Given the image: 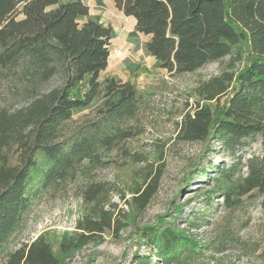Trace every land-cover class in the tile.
Instances as JSON below:
<instances>
[{
  "label": "trees",
  "instance_id": "16d2710c",
  "mask_svg": "<svg viewBox=\"0 0 264 264\" xmlns=\"http://www.w3.org/2000/svg\"><path fill=\"white\" fill-rule=\"evenodd\" d=\"M112 2L134 18L135 31L148 37L146 51L163 70L191 72L234 53L242 60L239 69H224L198 84L199 100L177 122L178 137L218 142L231 157L228 164L210 167L215 176L206 204L221 197L235 209L257 198L264 207V0ZM111 32V26L90 16L83 0H0V80L15 75L27 94L24 105L0 108V264H65L104 229H119V217L103 208L109 190L93 175L121 149L124 157L140 160L123 147L142 133L137 116L145 101L126 83L100 79ZM51 80L57 83L49 85ZM103 85L105 99L97 115L66 128L72 112L87 107ZM222 98L220 108L209 104ZM256 137L260 152L244 158ZM153 173L146 171L144 185L133 191L139 209L157 190L159 172ZM77 176L85 180L80 196L92 206L75 230L55 243L41 234L9 249L36 201ZM172 218L140 230L166 264L200 246ZM140 261L151 264L149 256Z\"/></svg>",
  "mask_w": 264,
  "mask_h": 264
},
{
  "label": "rangeland",
  "instance_id": "374dc122",
  "mask_svg": "<svg viewBox=\"0 0 264 264\" xmlns=\"http://www.w3.org/2000/svg\"><path fill=\"white\" fill-rule=\"evenodd\" d=\"M83 1L92 18L112 27L110 55L100 79L126 83L143 95L145 106L137 116L142 133L123 147L142 157L133 161L124 157L121 149L112 154L113 162L96 169L94 180L104 182L109 190L103 208L113 210L119 217V229H104L95 240L74 251L65 264H143L140 260L146 256L151 264H166L158 259L155 248L142 240L140 230L162 219L170 222V216L178 226L188 229L200 246L167 264H264V207L259 199H247L235 209L227 208L221 197H214L212 205L206 204L205 192L213 186L211 178L215 176L210 167L228 164L231 157L219 148L218 142L184 141L177 130L182 114L199 100L195 94L198 84L224 69H239L242 60H235L234 53L191 72L170 73L159 68L146 51L148 37L135 31L132 16L116 8L112 0ZM239 46L245 47L243 43ZM52 83L57 80H51L49 85ZM103 87L87 107L72 112L66 128L97 115L105 99ZM26 101L27 94L15 75L0 80V108L14 109ZM209 104L220 108L223 98ZM260 150L256 137L244 158ZM149 170L159 172L157 190L145 208L139 209L133 191L144 185V173ZM201 171L208 176L199 178ZM84 182L77 176L37 200L9 249L41 234L55 243L63 233L73 232L92 206L80 196Z\"/></svg>",
  "mask_w": 264,
  "mask_h": 264
}]
</instances>
